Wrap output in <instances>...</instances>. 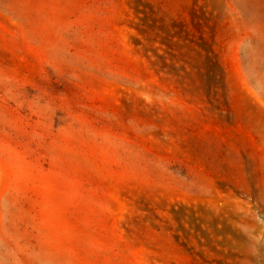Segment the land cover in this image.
Wrapping results in <instances>:
<instances>
[{
    "label": "rangeland",
    "instance_id": "rangeland-1",
    "mask_svg": "<svg viewBox=\"0 0 264 264\" xmlns=\"http://www.w3.org/2000/svg\"><path fill=\"white\" fill-rule=\"evenodd\" d=\"M0 264H264V0H0Z\"/></svg>",
    "mask_w": 264,
    "mask_h": 264
}]
</instances>
